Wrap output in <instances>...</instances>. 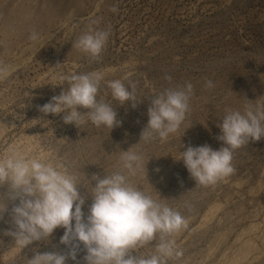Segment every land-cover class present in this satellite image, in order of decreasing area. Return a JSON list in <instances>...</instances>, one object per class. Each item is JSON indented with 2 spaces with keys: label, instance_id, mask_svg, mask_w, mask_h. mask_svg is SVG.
Listing matches in <instances>:
<instances>
[{
  "label": "rangeland",
  "instance_id": "rangeland-1",
  "mask_svg": "<svg viewBox=\"0 0 264 264\" xmlns=\"http://www.w3.org/2000/svg\"><path fill=\"white\" fill-rule=\"evenodd\" d=\"M112 6L118 12H111ZM12 13L16 21L8 28ZM90 18L100 19L98 28H111L95 61L72 47ZM31 29L40 34L36 42L28 39ZM0 62L11 69L6 79H0V158L16 150L65 166L85 186L79 188L87 197L85 214L92 202L87 179L116 170L118 150L133 146L143 154L146 167L132 182L154 199H164L188 221L174 237L183 256L169 264H219L221 254L230 253L250 226L264 231V191L258 190L264 138L236 150L235 172L212 186L195 185L179 160L189 145L208 144L214 150L222 146L216 137L225 108L240 109L245 98L264 101V0H0ZM86 72L103 75L98 99L116 108L119 127L97 128L87 122L78 128L65 124L63 114L38 110L67 87L61 75ZM117 79L136 84L142 102L135 108L112 99L106 85ZM206 79L213 81V89L204 88ZM185 82L193 84L194 94L180 130L166 141L135 145L148 122V97ZM3 191L6 187L0 188ZM9 220L6 213L0 221V264H26L33 249L67 250L60 244L62 227L47 242L19 248L13 237L3 235ZM196 231L198 235L193 234ZM251 237L253 233L244 238ZM136 251L148 255L153 248ZM256 253L257 264H264V246L256 245ZM85 254L78 253L79 264H84ZM203 254L209 256L201 263L207 256ZM77 261L69 258L66 264Z\"/></svg>",
  "mask_w": 264,
  "mask_h": 264
},
{
  "label": "clouds",
  "instance_id": "clouds-1",
  "mask_svg": "<svg viewBox=\"0 0 264 264\" xmlns=\"http://www.w3.org/2000/svg\"><path fill=\"white\" fill-rule=\"evenodd\" d=\"M110 11L116 13L118 7L112 6ZM100 22L90 18L87 29L72 42V47L93 61L99 59L111 32L110 26L96 27ZM28 39L36 42L40 34L31 29ZM10 71L8 64L0 62V79H6ZM164 78L172 80L168 75ZM61 79L67 87L37 106L41 113L63 114L65 124L78 128L87 122L110 130L121 125L116 108L98 99L104 80L101 73L61 75ZM106 86L120 106L130 103L135 108L142 102L137 99V86L131 81L126 85L119 79L111 80ZM214 87L212 80H205L206 90ZM193 94V84L185 82L148 97V122L135 145L157 139L166 141L177 133L186 121ZM245 101L240 109L225 108L217 125L220 135L216 139L222 142L218 150L204 144L189 145L181 152L179 160L195 185L212 186L229 177L235 172V151L264 138V101ZM81 108L86 111H79ZM118 151L116 170L103 176L93 174L91 180L85 177L91 184V192L87 190L92 201L87 214L82 210L87 197L79 191L84 185L65 166L27 157L16 150L0 158V188L6 187V191L0 192V221H4L6 213L10 217V228L3 235L13 237L15 245L24 249L33 242H47L58 227L65 229L60 244L66 246V251L41 253L33 249L26 264H66L69 258L77 261L81 250L86 253L84 264H169L183 256L174 237L187 228V218L164 199H154L132 182L131 178L146 167L140 151L133 150V146ZM148 245L153 248L150 254H137V249Z\"/></svg>",
  "mask_w": 264,
  "mask_h": 264
},
{
  "label": "bare ground",
  "instance_id": "bare-ground-1",
  "mask_svg": "<svg viewBox=\"0 0 264 264\" xmlns=\"http://www.w3.org/2000/svg\"><path fill=\"white\" fill-rule=\"evenodd\" d=\"M15 21H16V14L15 13L10 14V16L8 17V20H7V27L8 28L12 27ZM17 21H18V19H17ZM258 190L264 191V171H263V175H262L261 180H259ZM263 225H264V221H263ZM198 232L196 231V233H193V234L198 235L199 234ZM250 233H253V237L245 239L244 237ZM242 236H243V238H239L236 241L237 245L235 248H233L231 250L230 253L224 252L223 255L221 254V256H223V257H220L222 259H220L219 264H253V262H256V264H257V262L259 261L257 259V257L259 255L256 256V254H257L256 253V245L260 244L261 246H264V231L262 232L260 230L259 226L254 224V225L250 226V230L245 232ZM217 238H218V235H217L216 239ZM208 254H206L207 256L203 254V257L206 256V258L203 259L201 257L202 258L201 263H203L204 261H206L208 259V256H209ZM256 260H258V261H256Z\"/></svg>",
  "mask_w": 264,
  "mask_h": 264
}]
</instances>
